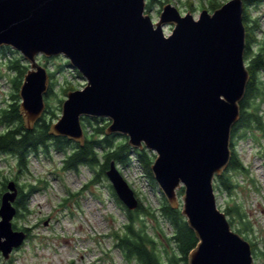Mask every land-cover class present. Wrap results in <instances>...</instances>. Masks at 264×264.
I'll return each instance as SVG.
<instances>
[{
  "label": "water",
  "instance_id": "water-1",
  "mask_svg": "<svg viewBox=\"0 0 264 264\" xmlns=\"http://www.w3.org/2000/svg\"><path fill=\"white\" fill-rule=\"evenodd\" d=\"M147 2L0 0V48L20 51L31 66L19 91L25 126L32 129L46 109L50 75L38 55H64L87 83L67 92L50 134L83 145L82 117L107 118L106 135H125L132 148L156 153L154 179L198 238L188 264H256L214 188L229 166L231 132L250 80L244 0L203 9L197 19L168 3L157 22L145 13ZM107 177L122 203L136 209L138 197L115 162ZM18 194L8 181L0 204L4 259L27 238L13 226Z\"/></svg>",
  "mask_w": 264,
  "mask_h": 264
},
{
  "label": "rangeland",
  "instance_id": "rangeland-1",
  "mask_svg": "<svg viewBox=\"0 0 264 264\" xmlns=\"http://www.w3.org/2000/svg\"><path fill=\"white\" fill-rule=\"evenodd\" d=\"M149 1L151 0H148L145 13L149 14L154 22L159 21L163 6L168 3L175 6L181 14L191 13L196 19L203 9L211 13L214 11L211 9L210 0H154L148 7ZM217 1L224 4L228 0ZM250 11L252 19L259 21L257 37L264 39V3L258 7L251 6ZM2 48H0V114L3 108L13 102L12 94L15 92L13 79L17 72L9 68L10 60L21 57L29 66L28 69L31 68L20 51L9 47L6 52H2ZM37 61L49 72H55L53 78H50V83H53V94L47 100L51 105L47 118L50 117L54 123L62 115L60 101L67 97L63 89L69 85H73V90L82 89L87 80L69 64L64 55L53 57L38 55ZM61 64L64 65L62 68L59 67ZM52 109L55 114H52ZM260 114L264 123V103ZM82 118L85 133H93L94 127L98 124L95 121L90 123L86 117ZM39 121L40 119L37 122ZM4 129L5 126L0 123V133ZM251 133L248 132L247 139L239 140L237 146L239 156L250 173L236 175L240 185L233 196L219 188H215V193L218 207L224 212L229 204L233 205L235 202L243 206L252 224L251 231L243 230V236L248 238L249 242L250 239L258 242L257 251L261 252L264 250V137L260 130H255L257 139L250 136ZM51 142L52 140L49 141L47 152L41 149L37 154L30 156L27 169H19L15 156L0 154V189L6 180L7 182L14 180L25 192L31 185L40 187V190L28 197L29 212L13 219V225L17 230H24L29 236L20 247L14 249L8 259H4L0 253L2 264H130L121 249L116 246L114 233L123 232L121 230L127 222V217L125 210L110 192L109 178L91 183L94 174L87 166H81L79 171L64 170L65 154L57 151ZM147 150L155 156V160L156 153ZM117 167L136 191L140 201L157 211L161 227L167 236H171L173 228L160 214L164 195L136 155L133 154L131 163L127 166L119 164ZM182 196H179L180 200ZM227 217L229 221L233 219L232 215ZM146 220L149 231L154 233L153 227H156L158 233V224L148 218ZM232 228L238 232L241 226L236 221ZM255 262L264 264L258 257L255 258Z\"/></svg>",
  "mask_w": 264,
  "mask_h": 264
},
{
  "label": "trees",
  "instance_id": "trees-1",
  "mask_svg": "<svg viewBox=\"0 0 264 264\" xmlns=\"http://www.w3.org/2000/svg\"><path fill=\"white\" fill-rule=\"evenodd\" d=\"M153 1H149L148 7ZM262 3H264V0H244L243 20L246 27L245 60L250 73V80L246 88L245 97L240 103L241 117L233 126L231 132L232 157L229 166L221 175L216 177L214 184V188H219L230 196L234 195L240 185L236 180V175L238 173L246 175L250 173L239 156L237 150L239 140L247 139L250 131L252 132L250 136L255 137V130H260L264 137L263 117L260 114L261 106L264 103V82L260 78V73L264 70V39L257 37L259 21L252 19L250 11L251 6L258 7ZM221 5L222 3L217 0H210V6L213 10ZM8 49H10L8 46H4L1 50L6 52ZM10 63L9 68L16 70L17 75L13 79L15 88V92L12 94L13 102L3 108L0 114V123L5 126V129L0 133V154L5 153L15 156L19 169H27L30 156L37 154L41 149L47 152L50 145L49 141L52 140L51 145L57 151L65 154L63 169L79 171L81 166H87L93 170L94 174L91 183L105 179L112 162H115L116 165L127 166L130 164L133 154L136 155L149 177L155 180L151 170L155 156H152L146 148H132L125 135H106L105 129L110 123L106 118L86 117L90 123L95 121L98 125L94 127L93 133L86 132V139L83 145L67 137L50 134L53 120H50V117L47 118V113L51 108L47 100L53 94V83H50L46 95L47 110L44 116L32 129H27L21 114L19 91L29 66L22 61L21 57L11 59ZM62 66L64 65L61 64L59 67L62 68ZM54 74L55 72H49L51 79ZM73 88V85L64 88V95H67V92L73 90ZM64 100L61 99L60 104H63ZM52 114H55L53 109ZM255 138L257 139V137ZM7 183L6 180L0 189V204L1 196L7 189ZM109 189L118 204L126 212L127 222L121 230L123 232H115L114 235L116 246L121 249L130 264H133V262L137 264H188L189 253L197 246L198 238L194 230L189 226L186 217L182 214L181 208H172L165 196L163 197L160 214L173 228L172 235L167 236L161 227L160 217L155 209L145 206L139 199L138 207L130 210L119 199L112 184L109 185ZM38 190H40V187L34 185H31L27 192L20 187V192L15 201L16 216L26 215L29 212L28 197ZM178 195H184V187L179 189ZM225 213L227 216H233L230 221L231 225L235 224L236 221L239 222L241 226L238 230L239 233L243 235V230L251 231L252 224L241 204L237 202L233 205L229 204ZM146 218L158 224V233L156 227H153L154 233L149 231ZM14 229L17 230L15 225ZM25 230L28 231V229ZM246 239L248 240V238ZM250 243L254 258L258 257L264 261V250H261V252L257 251L259 249L258 242L250 239Z\"/></svg>",
  "mask_w": 264,
  "mask_h": 264
},
{
  "label": "flooded vegetation",
  "instance_id": "flooded-vegetation-1",
  "mask_svg": "<svg viewBox=\"0 0 264 264\" xmlns=\"http://www.w3.org/2000/svg\"><path fill=\"white\" fill-rule=\"evenodd\" d=\"M256 48H258V46H256ZM260 78L261 80H264V70H262V72L260 73ZM19 192H20V188H19ZM1 256H2V253H1ZM0 264H2V257L0 258Z\"/></svg>",
  "mask_w": 264,
  "mask_h": 264
}]
</instances>
